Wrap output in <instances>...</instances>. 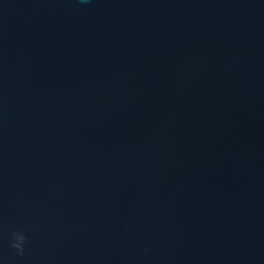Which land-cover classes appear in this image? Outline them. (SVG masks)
Instances as JSON below:
<instances>
[{
    "label": "water",
    "instance_id": "1",
    "mask_svg": "<svg viewBox=\"0 0 264 264\" xmlns=\"http://www.w3.org/2000/svg\"><path fill=\"white\" fill-rule=\"evenodd\" d=\"M0 264H264V0H0Z\"/></svg>",
    "mask_w": 264,
    "mask_h": 264
},
{
    "label": "clouds",
    "instance_id": "2",
    "mask_svg": "<svg viewBox=\"0 0 264 264\" xmlns=\"http://www.w3.org/2000/svg\"><path fill=\"white\" fill-rule=\"evenodd\" d=\"M27 237L20 231H13L11 239L9 240V246L16 250L17 255L22 256L24 254V246L26 244Z\"/></svg>",
    "mask_w": 264,
    "mask_h": 264
}]
</instances>
